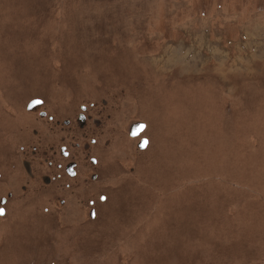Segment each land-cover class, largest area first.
Returning a JSON list of instances; mask_svg holds the SVG:
<instances>
[{"label":"rangeland","instance_id":"obj_1","mask_svg":"<svg viewBox=\"0 0 264 264\" xmlns=\"http://www.w3.org/2000/svg\"><path fill=\"white\" fill-rule=\"evenodd\" d=\"M0 207V264H264V0H0Z\"/></svg>","mask_w":264,"mask_h":264},{"label":"flooded vegetation","instance_id":"obj_2","mask_svg":"<svg viewBox=\"0 0 264 264\" xmlns=\"http://www.w3.org/2000/svg\"><path fill=\"white\" fill-rule=\"evenodd\" d=\"M86 107V106H85ZM77 118H78V121H80V123L81 122H83V120H85L86 121V116H85V114H83V113H79L78 114V116H77ZM79 123V122H78ZM65 125H69L68 124V122H65ZM131 127V126H130ZM129 130H130V128H129ZM140 134V133H139ZM138 134V135H139ZM138 135H136V136H138ZM136 136H133V137H136ZM90 137V136H89ZM146 140V143H148V139L146 138V137H141V140ZM91 140H93V138H91ZM140 140V141H141ZM140 142H139V148H140ZM51 151H52V153L50 154V157H48V163H47V167L48 168H51V167H55V166H57V169L58 170H60V169H62L63 170V172H65L67 175H69L70 177H75L76 176V174H77V170H76V166H77V162H68L67 164H64V163H54L53 162V160L51 159V156L53 157L54 155L53 154H57V152L59 151V153L61 154V157H63V158H67V156H69V151L67 150V148H66V145L65 144H63V145H61L60 147H59V149H58V151L56 150V148H54V147H52V149H51ZM63 162H64V160H62ZM91 163H93V164H96L97 163V161H96V159H94V158H92L91 159V161H90ZM25 164H27L26 165V168L29 170L30 169V164H28V162H26ZM56 164V165H55ZM29 174H31L30 176L31 177H33L34 175H32V173L30 172ZM52 177H53V179H52ZM52 177H49V176H43L42 177V179L45 181V182H47V183H50V181L51 180H54V176H52ZM58 177H60V174H58ZM92 177L93 178H96L97 176H95V174H93L92 175ZM101 199H104V196L102 195L101 196ZM92 215L94 214V212L92 211V213H91Z\"/></svg>","mask_w":264,"mask_h":264},{"label":"water","instance_id":"obj_3","mask_svg":"<svg viewBox=\"0 0 264 264\" xmlns=\"http://www.w3.org/2000/svg\"><path fill=\"white\" fill-rule=\"evenodd\" d=\"M35 103H37V101L32 100L29 102L28 105V109L31 108ZM142 129V125L141 124H133L130 128V135H137ZM144 144H141V147H143Z\"/></svg>","mask_w":264,"mask_h":264},{"label":"snow or ice","instance_id":"obj_4","mask_svg":"<svg viewBox=\"0 0 264 264\" xmlns=\"http://www.w3.org/2000/svg\"><path fill=\"white\" fill-rule=\"evenodd\" d=\"M0 215H3V212L2 211H0Z\"/></svg>","mask_w":264,"mask_h":264},{"label":"bare ground","instance_id":"obj_5","mask_svg":"<svg viewBox=\"0 0 264 264\" xmlns=\"http://www.w3.org/2000/svg\"><path fill=\"white\" fill-rule=\"evenodd\" d=\"M130 128V127H129ZM133 137V136H132Z\"/></svg>","mask_w":264,"mask_h":264}]
</instances>
